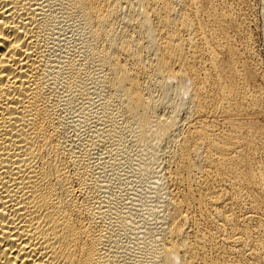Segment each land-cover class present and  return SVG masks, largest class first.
I'll list each match as a JSON object with an SVG mask.
<instances>
[{
  "label": "bare ground",
  "instance_id": "obj_1",
  "mask_svg": "<svg viewBox=\"0 0 264 264\" xmlns=\"http://www.w3.org/2000/svg\"><path fill=\"white\" fill-rule=\"evenodd\" d=\"M252 11L0 0V264H264Z\"/></svg>",
  "mask_w": 264,
  "mask_h": 264
},
{
  "label": "rangeland",
  "instance_id": "obj_2",
  "mask_svg": "<svg viewBox=\"0 0 264 264\" xmlns=\"http://www.w3.org/2000/svg\"><path fill=\"white\" fill-rule=\"evenodd\" d=\"M253 11H252V22H251V33L253 37V46L256 50L257 55V68L260 70L262 76L264 75V0H251ZM256 47V48H255ZM255 76L254 83L261 84L264 87V76ZM256 80V81H255ZM261 81V82H260ZM264 118V117H263ZM264 119H261L263 122Z\"/></svg>",
  "mask_w": 264,
  "mask_h": 264
}]
</instances>
